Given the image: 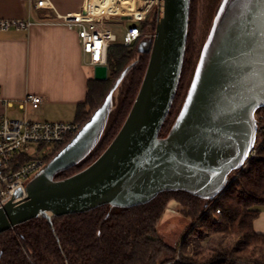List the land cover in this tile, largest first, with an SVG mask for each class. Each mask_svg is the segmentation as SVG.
I'll list each match as a JSON object with an SVG mask.
<instances>
[{"label": "water", "instance_id": "water-1", "mask_svg": "<svg viewBox=\"0 0 264 264\" xmlns=\"http://www.w3.org/2000/svg\"><path fill=\"white\" fill-rule=\"evenodd\" d=\"M153 1V34H144L136 58L103 103L26 183L25 196L19 191L15 197L21 200L11 198L0 207V234L36 218L144 205L164 192L210 201L246 162L256 139L255 112L264 107V0H221L179 112L163 137L183 66L190 0ZM143 54L148 62L140 87L115 137L85 168L57 179L98 145L123 80ZM107 71L95 66L93 78L103 81Z\"/></svg>", "mask_w": 264, "mask_h": 264}, {"label": "trees", "instance_id": "trees-1", "mask_svg": "<svg viewBox=\"0 0 264 264\" xmlns=\"http://www.w3.org/2000/svg\"><path fill=\"white\" fill-rule=\"evenodd\" d=\"M221 0H190L188 33L182 71L160 137L169 130L190 84L196 61ZM201 5V36L195 41L198 8ZM151 10L140 24L141 37L131 46L110 44L107 49V78L89 82L86 101L77 106L75 121L80 127L103 103L124 68L137 56L144 34H153ZM204 28V30H203ZM148 54L140 55L120 88L103 137L79 164L59 173L69 177L93 162L123 124L141 84ZM257 133L244 169L232 172L225 189L207 201L185 192H164L150 202L131 208L102 206L62 217L36 218L0 234V264H264V236L254 231L253 221L264 207V107L256 110ZM73 135L48 149L47 164ZM257 144V145H256ZM189 221L175 246L167 244L157 226L169 203ZM204 243V244H203Z\"/></svg>", "mask_w": 264, "mask_h": 264}, {"label": "crops", "instance_id": "crops-1", "mask_svg": "<svg viewBox=\"0 0 264 264\" xmlns=\"http://www.w3.org/2000/svg\"><path fill=\"white\" fill-rule=\"evenodd\" d=\"M44 1L50 5L37 7ZM87 0H0V20L32 22L26 29L0 31V96L11 102L0 105V117L70 123L77 106L86 101L93 66L82 54L76 28L60 23L58 15L74 16ZM110 21V20H109ZM26 94L41 96L37 108L18 107ZM255 232L264 236V207L253 221Z\"/></svg>", "mask_w": 264, "mask_h": 264}, {"label": "built area", "instance_id": "built-area-1", "mask_svg": "<svg viewBox=\"0 0 264 264\" xmlns=\"http://www.w3.org/2000/svg\"><path fill=\"white\" fill-rule=\"evenodd\" d=\"M36 6L50 7L44 1L38 2ZM90 6L91 0H87L82 12L74 16L57 17L69 29L76 28L82 54L88 57L91 66H107V49L116 42V37L103 28V23L111 20L113 15L94 16L90 13ZM150 9V5L140 9L143 12L140 18L129 14L133 25L124 32L121 45L129 47L141 37L140 24ZM30 26L32 22L29 21L0 20V31L26 29ZM41 101L39 95L26 94L18 101V107L24 109L26 105H30L37 108ZM0 105L6 108L12 104L0 96ZM79 128L80 125L76 122L31 121L26 118L11 119L6 115L0 117V207L11 198L14 202L21 200L22 197L17 198L15 195L22 191L25 196V185L45 165L48 149L64 142L67 136L75 134ZM261 129L264 131V126ZM255 153L256 149L252 148L249 156L253 157ZM244 167L245 163L241 169Z\"/></svg>", "mask_w": 264, "mask_h": 264}, {"label": "rangeland", "instance_id": "rangeland-1", "mask_svg": "<svg viewBox=\"0 0 264 264\" xmlns=\"http://www.w3.org/2000/svg\"><path fill=\"white\" fill-rule=\"evenodd\" d=\"M142 0H131L130 5L122 3V1H118L116 5L119 6V14L118 15H129L134 8L135 10H140L142 8L150 5L151 12L155 11L156 2L153 1L151 3L144 2ZM133 7V8H132ZM200 17H201V5L198 8V18H197V27L195 33V41L198 42L201 36L200 29ZM133 25L131 20H108L103 23V28L109 30L116 37V44H121L124 32ZM139 26V24H136ZM204 30V28H203ZM113 44V43H112ZM8 116L19 117V114L13 111H8ZM36 121V120H31ZM179 205L175 202H171L168 204L165 213L163 214L160 223L157 226L158 234L164 238L165 242L170 246H175L180 240V235L189 225V221L185 219L178 213ZM204 244V243H203Z\"/></svg>", "mask_w": 264, "mask_h": 264}, {"label": "bare ground", "instance_id": "bare-ground-1", "mask_svg": "<svg viewBox=\"0 0 264 264\" xmlns=\"http://www.w3.org/2000/svg\"><path fill=\"white\" fill-rule=\"evenodd\" d=\"M118 1H122L128 5L131 3V0H91L90 13L94 16H109L114 14H119V6L116 5ZM149 3L153 2V0H147ZM133 8V7H132ZM130 14H134L137 18L142 17L143 12L138 10H130Z\"/></svg>", "mask_w": 264, "mask_h": 264}]
</instances>
